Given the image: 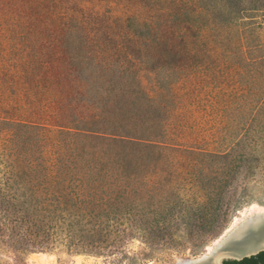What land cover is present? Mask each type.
<instances>
[{"label": "trees", "instance_id": "1", "mask_svg": "<svg viewBox=\"0 0 264 264\" xmlns=\"http://www.w3.org/2000/svg\"><path fill=\"white\" fill-rule=\"evenodd\" d=\"M42 4L0 0V243L30 251L61 242L74 254L102 256L133 239L194 253L219 236L225 200L264 148L249 142L264 141V42L256 15L264 0H126L143 13V55L136 32L125 29L119 48L102 59L90 49V61L58 45L56 20L51 35L40 30ZM134 59L186 75L207 131L219 138L184 149L150 140L161 107L120 100L122 75L131 70L124 63ZM40 126L65 137L33 140ZM47 146L56 151L37 152ZM162 154L178 158V172L165 182L143 171ZM21 165L25 172L12 171ZM222 264H264V251Z\"/></svg>", "mask_w": 264, "mask_h": 264}, {"label": "rangeland", "instance_id": "2", "mask_svg": "<svg viewBox=\"0 0 264 264\" xmlns=\"http://www.w3.org/2000/svg\"><path fill=\"white\" fill-rule=\"evenodd\" d=\"M257 8L259 9L256 14L257 22L261 25L260 36L264 42V6ZM142 14L137 8H127L126 0H43L41 12L43 19H41L40 30L51 35L52 25L50 23L52 24V21L56 20L61 30L58 45L71 50L80 61L83 59L90 61L92 56L86 57L90 49L95 50L96 53L93 54L95 58L108 57V51L119 48L124 41L123 38H119L122 36L119 34L124 33L125 29H130L138 35L139 50L143 55L145 49L142 41L146 34L138 28L143 21ZM43 25H46V30ZM114 58V60L123 63L121 58ZM136 58L138 57L136 56ZM131 62H133L131 65H127L129 62L124 63L125 68H131V70H127V73L122 75V88L125 90L123 89L120 100L124 99L128 104L127 100L135 99L138 106L142 108L144 106L148 109H155L156 106L161 107V112L156 116L159 123L149 126L153 131L158 132L150 137V140H164L172 144L174 148L184 149L190 146L204 148L203 144L205 145L207 141L219 138L220 134L218 133L214 139L211 138L207 131L208 123L207 117L204 116L205 111L197 102H192L188 93L186 75L179 73L173 67L155 71L154 69L158 66L153 63L149 64L145 60H143L144 64L137 59ZM93 64L91 63L89 68L90 73H96ZM0 82L2 86L5 85V82ZM10 84L14 86L20 83L13 80ZM112 98L114 107L117 100L115 93ZM148 100H151L152 103L147 104ZM214 125L216 128L220 127L218 118ZM40 127V130L31 132V136L37 134L33 140H42V142L46 140L48 143L50 140L58 142L65 137L59 133L58 128ZM249 142H258V144L264 145L263 140H249ZM96 147L99 148L98 145ZM39 151L42 154H53L56 149L47 146L42 150H37V152ZM7 152L9 153V151ZM258 155L259 161L252 163L253 170L241 173L236 182V189L224 202L229 207V213L220 235L197 248L194 253H191L188 248L182 251L151 249L138 239L128 240L118 254L108 253L102 256L74 254L67 251L61 242L54 243L47 250H15L9 245V240H6L0 243V264H170L179 257H199L209 251V248L221 238L223 233H227L253 214L264 213V148L258 150ZM5 156L0 147V173L3 171L1 164L4 162ZM177 159L175 154H171L169 158L163 154L161 156L154 155L143 171L152 174L151 178L155 181L165 182L170 179L169 174L178 172ZM178 161L181 162V160ZM185 170L182 171L185 172ZM12 171L20 173L26 170L21 165L12 168Z\"/></svg>", "mask_w": 264, "mask_h": 264}, {"label": "water", "instance_id": "3", "mask_svg": "<svg viewBox=\"0 0 264 264\" xmlns=\"http://www.w3.org/2000/svg\"><path fill=\"white\" fill-rule=\"evenodd\" d=\"M264 251V213L247 217L236 228L213 244L209 251L195 258H176L170 264H222L241 260Z\"/></svg>", "mask_w": 264, "mask_h": 264}, {"label": "bare ground", "instance_id": "4", "mask_svg": "<svg viewBox=\"0 0 264 264\" xmlns=\"http://www.w3.org/2000/svg\"><path fill=\"white\" fill-rule=\"evenodd\" d=\"M257 214H259V213H257ZM257 214H256V215H257ZM253 215H254V214H253ZM242 222H243V221H242ZM239 224H240V223H239ZM239 224H238V225H239ZM238 225H237V226H238ZM237 226H235L234 228H236ZM234 228H232L231 230H233ZM231 230H229V231H231ZM229 231H227V233H228ZM227 233H225V234H227ZM221 237H222V236H221ZM218 240H219V239H218ZM218 240H216L215 242H217ZM215 242H214V243H215ZM210 249H211V248H209V250H210Z\"/></svg>", "mask_w": 264, "mask_h": 264}]
</instances>
